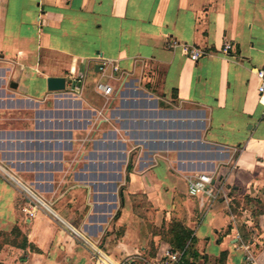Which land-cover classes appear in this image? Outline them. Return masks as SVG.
<instances>
[{"label": "crops", "instance_id": "obj_1", "mask_svg": "<svg viewBox=\"0 0 264 264\" xmlns=\"http://www.w3.org/2000/svg\"><path fill=\"white\" fill-rule=\"evenodd\" d=\"M262 69L264 0H0V264H264Z\"/></svg>", "mask_w": 264, "mask_h": 264}, {"label": "built area", "instance_id": "obj_2", "mask_svg": "<svg viewBox=\"0 0 264 264\" xmlns=\"http://www.w3.org/2000/svg\"><path fill=\"white\" fill-rule=\"evenodd\" d=\"M224 49L226 52L233 48V44L230 42H226L224 45ZM185 50L189 54L190 58L194 61H197L201 56L205 55L206 52L200 48L191 47L190 45L185 44ZM260 79L259 92L264 97V70H260L257 73ZM98 89L102 91L105 95H111L113 92V88L109 85L99 83ZM0 171L5 173L0 165ZM212 184V177L207 174H201L198 177L190 180L188 185V190L191 195H198L201 192L205 191ZM184 255L185 253L173 248H169L165 251V257L169 260L167 264H183L184 263ZM99 264H113L107 261L106 259H102ZM163 264V263H162ZM191 264H203L199 261H192ZM246 264H255V258L253 255L248 252L246 257Z\"/></svg>", "mask_w": 264, "mask_h": 264}, {"label": "water", "instance_id": "obj_3", "mask_svg": "<svg viewBox=\"0 0 264 264\" xmlns=\"http://www.w3.org/2000/svg\"><path fill=\"white\" fill-rule=\"evenodd\" d=\"M47 82L49 90H63L66 86L64 77H49Z\"/></svg>", "mask_w": 264, "mask_h": 264}, {"label": "trees", "instance_id": "obj_4", "mask_svg": "<svg viewBox=\"0 0 264 264\" xmlns=\"http://www.w3.org/2000/svg\"><path fill=\"white\" fill-rule=\"evenodd\" d=\"M184 241H180V242H178V245L177 246H180V247H182L185 243H183ZM174 249H176V248H174ZM179 249V248H178Z\"/></svg>", "mask_w": 264, "mask_h": 264}]
</instances>
